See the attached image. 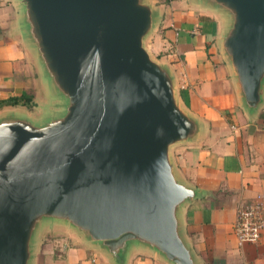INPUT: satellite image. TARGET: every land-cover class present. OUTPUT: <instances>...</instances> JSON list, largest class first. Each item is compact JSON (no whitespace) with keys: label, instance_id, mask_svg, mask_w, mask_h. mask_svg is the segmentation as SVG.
I'll return each instance as SVG.
<instances>
[{"label":"water","instance_id":"95a60500","mask_svg":"<svg viewBox=\"0 0 264 264\" xmlns=\"http://www.w3.org/2000/svg\"><path fill=\"white\" fill-rule=\"evenodd\" d=\"M12 1L44 99L40 119L0 111V264H33L42 233L55 228L113 264L137 250L201 264L182 210L203 192L179 175L172 150L197 141L203 125L181 104L169 65L147 48L161 8ZM188 2L221 20L218 51L252 119L264 107V0Z\"/></svg>","mask_w":264,"mask_h":264},{"label":"crops","instance_id":"0c3cea01","mask_svg":"<svg viewBox=\"0 0 264 264\" xmlns=\"http://www.w3.org/2000/svg\"><path fill=\"white\" fill-rule=\"evenodd\" d=\"M162 20L147 41L151 55L171 68L181 104L203 125L194 143L172 150L177 171L203 196L182 210L183 230L201 264H264V233L239 246L236 207L264 193V107L251 119L241 107L231 72L217 47L222 22L188 0L159 5ZM40 86L34 63L16 31L12 0H0V99L32 95ZM23 105L5 106L2 109ZM0 109V110H2ZM33 264H113L65 229L43 233ZM126 264H167L142 250Z\"/></svg>","mask_w":264,"mask_h":264},{"label":"built area","instance_id":"2783aa9c","mask_svg":"<svg viewBox=\"0 0 264 264\" xmlns=\"http://www.w3.org/2000/svg\"><path fill=\"white\" fill-rule=\"evenodd\" d=\"M264 233V193H259L236 207L234 236L239 246L257 243Z\"/></svg>","mask_w":264,"mask_h":264},{"label":"rangeland","instance_id":"374dc122","mask_svg":"<svg viewBox=\"0 0 264 264\" xmlns=\"http://www.w3.org/2000/svg\"><path fill=\"white\" fill-rule=\"evenodd\" d=\"M151 1L154 2V4L159 6L160 4H162V2H165L166 0H151ZM38 90L40 92V95H39L37 100L41 102L44 99V94H43V90H42L41 85L39 86ZM41 106H42L41 103H39L38 107L37 106H35V107L31 106L28 109L26 106L22 107V109H20L18 107H13V108L6 109V110H15V111L20 110V111H23L24 113H27L28 115H30L34 119H38V118L40 119L41 114L43 113V108L41 109ZM2 110H4V109H2ZM2 110H0V111H2ZM40 238H42V235Z\"/></svg>","mask_w":264,"mask_h":264},{"label":"trees","instance_id":"16d2710c","mask_svg":"<svg viewBox=\"0 0 264 264\" xmlns=\"http://www.w3.org/2000/svg\"><path fill=\"white\" fill-rule=\"evenodd\" d=\"M32 102V95L23 93L18 97H11L8 99H0V109H2L5 106H17V105H30Z\"/></svg>","mask_w":264,"mask_h":264}]
</instances>
